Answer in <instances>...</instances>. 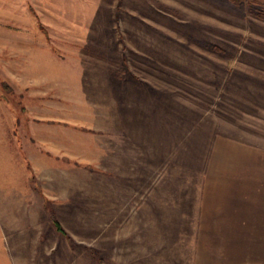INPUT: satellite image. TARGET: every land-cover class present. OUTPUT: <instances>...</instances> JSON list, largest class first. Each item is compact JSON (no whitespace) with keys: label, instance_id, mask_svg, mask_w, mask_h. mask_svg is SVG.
<instances>
[{"label":"rangeland","instance_id":"rangeland-1","mask_svg":"<svg viewBox=\"0 0 264 264\" xmlns=\"http://www.w3.org/2000/svg\"><path fill=\"white\" fill-rule=\"evenodd\" d=\"M263 176L264 0H0V264H193Z\"/></svg>","mask_w":264,"mask_h":264},{"label":"crops","instance_id":"crops-1","mask_svg":"<svg viewBox=\"0 0 264 264\" xmlns=\"http://www.w3.org/2000/svg\"><path fill=\"white\" fill-rule=\"evenodd\" d=\"M203 195L201 217L207 233L193 264H264V184Z\"/></svg>","mask_w":264,"mask_h":264},{"label":"trees","instance_id":"trees-1","mask_svg":"<svg viewBox=\"0 0 264 264\" xmlns=\"http://www.w3.org/2000/svg\"><path fill=\"white\" fill-rule=\"evenodd\" d=\"M54 225L56 226V228L58 229V231H60L61 233H63V229L61 228L60 224L54 220Z\"/></svg>","mask_w":264,"mask_h":264}]
</instances>
